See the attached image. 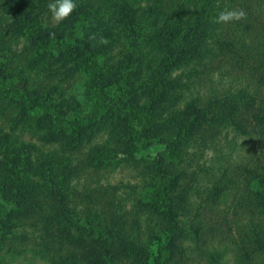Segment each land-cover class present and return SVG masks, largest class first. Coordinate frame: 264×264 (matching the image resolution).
<instances>
[{
	"label": "trees",
	"instance_id": "1",
	"mask_svg": "<svg viewBox=\"0 0 264 264\" xmlns=\"http://www.w3.org/2000/svg\"><path fill=\"white\" fill-rule=\"evenodd\" d=\"M49 2L0 0V119L12 131L33 120L41 139L60 147L36 164L33 145L0 135V226L40 228L51 264H171L181 240L197 251L206 240L232 244L234 264H264V159L236 164L200 199L186 197L195 175L186 180L185 168L169 172L161 161L140 206L104 202L96 188L79 192L108 158L134 161L152 145L175 163L179 149L206 150L228 135L264 142V0H76L59 24ZM225 8L246 16L214 23ZM98 114L111 123L103 151L87 133Z\"/></svg>",
	"mask_w": 264,
	"mask_h": 264
},
{
	"label": "rangeland",
	"instance_id": "2",
	"mask_svg": "<svg viewBox=\"0 0 264 264\" xmlns=\"http://www.w3.org/2000/svg\"><path fill=\"white\" fill-rule=\"evenodd\" d=\"M214 64H217V62H214ZM216 74L218 75V71H216ZM218 88L219 93H221L223 89H227V85L222 83ZM192 89L194 88L192 87ZM126 97L129 98L128 95H126ZM71 107L75 109V105L72 104V102L69 104V110H71ZM101 114L91 117L90 120H93V123H96V125L91 127L92 132H87L89 136H94V141L100 146L99 151H103L106 146L104 142L110 132V129L106 126L111 124L108 122V118L102 120ZM72 115L73 113L71 112L70 116ZM158 115L159 114L155 113L153 119H156L155 116ZM27 123H30V128L21 131H12L6 126V119H0V130L3 131L0 135L8 137L17 136L20 142L33 145L35 150L32 151V160L37 164V159L39 157L50 155L51 152L58 151L60 147L54 142L48 144L41 139L42 133L33 129L35 121L31 120ZM42 131L44 132V130ZM126 134L132 136L130 133ZM88 142L94 143L91 142V139L87 140V143ZM214 144L206 150L195 147L196 150L193 149L195 151L194 153L192 147L186 150L185 148L179 149L176 157L172 156L173 154L171 155L175 159V163H171L169 159H166V156L161 157L163 149L162 146L157 144L141 152L137 160L134 161H127L124 159V156L120 154L113 159L110 157L108 160L112 163L108 169L105 171L101 170L97 172L96 175L90 177L88 175L81 178V187H79L81 190L79 192L83 195L87 194L88 190L91 193L93 190L92 188H94V190L96 188L104 202H108L111 199L115 203L122 201L124 204L130 206L131 204H139L137 206H140L143 203H147V197L151 192V186L153 184L151 178L156 174V171H154L151 166L156 165L154 162L161 161L162 168L169 172L174 173L178 167L185 168L188 173L186 180H189L190 176L195 175V184L193 185L191 183L189 186L191 189L188 191L186 197L200 199L199 192H203L205 188L210 187L213 183L219 187L223 186L225 180L222 175L230 174L236 164L249 163L252 160L256 161V158L264 159V142H261L258 136L250 132L241 135V139L235 140V142L232 140V135H228L226 138L223 137L217 144ZM91 146L92 145L88 144L87 148H91ZM87 148L83 149L87 150ZM91 153L93 154V151L90 152V154ZM61 155L66 156L68 153L64 154L62 152ZM76 155V153H73L71 159H74ZM75 166L77 167L76 161L66 164V167L71 171ZM32 170H34V172L30 180L39 182L40 179L37 177H40V174L38 175L40 165ZM87 185L90 187H87ZM84 191H87V193H83ZM222 205L224 207L230 206L228 197L226 200L223 199L221 201L220 206L216 207L217 212L223 211ZM205 207L207 206L205 205ZM201 208L198 209V212H201ZM205 211L206 210H202L201 212L202 216L200 219L202 220H205L203 216ZM5 219L6 218H2V220ZM6 222L7 221H3L2 225H11L10 221L9 223ZM243 222L245 223V220H243ZM243 222H239L237 226ZM139 224L142 230L141 239L145 240L147 231L145 226L148 224L142 221V219L139 221ZM150 225H152V223H150ZM39 229L34 230L29 224H24L22 228L21 226H14L13 230L1 227L0 264H51L52 259L55 258L52 255L53 251L50 252L49 249L47 250V244L49 243L46 242L49 240L45 241L39 239V234L41 232ZM23 231L26 233L22 234ZM22 235H25V238L22 237ZM92 241H94L93 243L95 244L97 243L95 234ZM178 243L180 246L175 252L171 264H234L232 244H216L215 246H217V248L215 249L211 245L212 240H206V244L209 243L208 247L205 250L197 251L191 240H181ZM224 245H226V247ZM101 252L102 254H98V262L104 263L106 256L104 251ZM54 264H56V262H54Z\"/></svg>",
	"mask_w": 264,
	"mask_h": 264
},
{
	"label": "clouds",
	"instance_id": "3",
	"mask_svg": "<svg viewBox=\"0 0 264 264\" xmlns=\"http://www.w3.org/2000/svg\"><path fill=\"white\" fill-rule=\"evenodd\" d=\"M47 8L51 14V21L55 24H59L71 16L77 8V3L76 0H50ZM245 16L246 14L242 9L225 8L218 12L213 22L216 24H230L239 22L241 19L245 18ZM52 35L54 36V33ZM91 39H96L95 35H93ZM99 42L101 44H107L108 40L101 37Z\"/></svg>",
	"mask_w": 264,
	"mask_h": 264
}]
</instances>
